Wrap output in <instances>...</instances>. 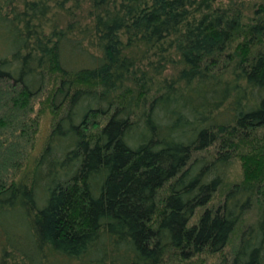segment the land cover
Here are the masks:
<instances>
[{"label": "trees", "instance_id": "obj_1", "mask_svg": "<svg viewBox=\"0 0 264 264\" xmlns=\"http://www.w3.org/2000/svg\"><path fill=\"white\" fill-rule=\"evenodd\" d=\"M195 263L264 264V0H0V264Z\"/></svg>", "mask_w": 264, "mask_h": 264}, {"label": "rangeland", "instance_id": "obj_2", "mask_svg": "<svg viewBox=\"0 0 264 264\" xmlns=\"http://www.w3.org/2000/svg\"><path fill=\"white\" fill-rule=\"evenodd\" d=\"M234 172V171H233ZM236 175V174H235ZM197 261V260H196ZM196 264V263H195ZM204 264V263H203Z\"/></svg>", "mask_w": 264, "mask_h": 264}]
</instances>
